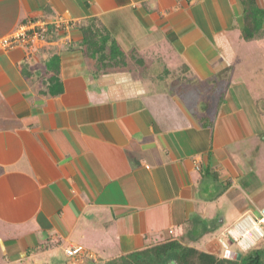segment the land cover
Wrapping results in <instances>:
<instances>
[{"label": "crops", "instance_id": "1", "mask_svg": "<svg viewBox=\"0 0 264 264\" xmlns=\"http://www.w3.org/2000/svg\"><path fill=\"white\" fill-rule=\"evenodd\" d=\"M252 7L264 0H0V38L71 20L34 51L0 48V264L70 261L69 249L92 264L169 238L220 256L261 242L264 182L248 154L264 140L259 80L236 76L251 53L233 46L237 31L264 40V13L262 34L242 36Z\"/></svg>", "mask_w": 264, "mask_h": 264}, {"label": "trees", "instance_id": "2", "mask_svg": "<svg viewBox=\"0 0 264 264\" xmlns=\"http://www.w3.org/2000/svg\"><path fill=\"white\" fill-rule=\"evenodd\" d=\"M247 12L251 17V22L248 24L245 22L242 28V36L245 39L257 38L262 34L261 20L264 11L252 7ZM92 32L94 31L91 30L90 33ZM84 36L87 40L85 42L87 49L96 53L99 56L98 59H100V51L103 50L104 43L92 40V37H90L92 35L89 36V39L86 33ZM112 49L116 50V47L113 46ZM82 256H85V252L80 250H76L73 254L75 259ZM88 264L90 263L88 262ZM92 264H264V248L258 247L244 254L242 253L240 258L237 259L200 249L180 238H169L143 249L105 261H95Z\"/></svg>", "mask_w": 264, "mask_h": 264}, {"label": "rangeland", "instance_id": "3", "mask_svg": "<svg viewBox=\"0 0 264 264\" xmlns=\"http://www.w3.org/2000/svg\"><path fill=\"white\" fill-rule=\"evenodd\" d=\"M233 46L235 48V52H236L237 56L238 55L244 56V55H246V53H248V54L251 53V56L242 57L241 61L236 62L237 71L235 74H238V75H236L238 77L239 76L242 78L243 77H246V78L247 77H251V78L253 77V78H257L259 80L257 83H255V88H253V90H252V92H250V94L252 95V97H254V99L256 100L258 109L264 115V40L259 41V42H257V41H249V42L242 41V40H239L238 31H237L236 37L233 40ZM246 64L249 65V67L252 70V73L248 74L250 72L249 70L244 71V69H247V67H248ZM227 75L229 76L227 71H224L220 76L225 77ZM219 91L220 90L217 87H216L215 91H212V90L203 91V94L205 95L206 101L210 103V101H212V99L214 98L215 93H216V97L218 96ZM253 91L256 93H254ZM261 136H262L261 139L264 138V134ZM261 142L263 144L260 147V149L258 150V153H256V158H255V154H253V155H251L250 153H248V154H249L250 159L252 158L251 159L252 164L254 161L253 167H255L257 169L258 176L261 177L263 182H264V140H261ZM262 204H264V201L262 203H260V206H262ZM254 226H255V224H253L252 227H254ZM261 231H262V233H264V227H262ZM209 237H211V236H209ZM252 237H253V241H255V242H256V239H258V238H261L262 240H261V242H256L255 244L250 246L251 249L245 248V250L250 251V250L258 248V247L264 248V235H258L254 231V234L252 235ZM211 238L214 239L215 236L212 235ZM224 248H225V246H224ZM213 249H212V251H213ZM213 252H216L215 249ZM246 252L243 251L241 253L244 254ZM221 256H225V251L221 254ZM68 259H70V258L65 257V255L62 252H60L53 259L50 258L49 256H46L41 261L43 264H66V261H67V264H88V262H86L85 258H81L82 260H84L82 262H79L76 259H71L70 261H68Z\"/></svg>", "mask_w": 264, "mask_h": 264}, {"label": "built area", "instance_id": "4", "mask_svg": "<svg viewBox=\"0 0 264 264\" xmlns=\"http://www.w3.org/2000/svg\"><path fill=\"white\" fill-rule=\"evenodd\" d=\"M70 23L71 20L62 16L54 17L50 21L38 19L23 22L19 24L12 33L0 38V48L6 50L21 48L29 52L34 51L40 45L55 40L53 37L49 36L52 32L51 28L56 32L63 31L67 33L70 28ZM67 35L68 34H65V36H63L64 44L70 43V37ZM254 224L255 226L253 227V230L258 235H264L261 231L262 227H264V208L260 209L259 216ZM66 252L69 255L75 253L72 249L66 250Z\"/></svg>", "mask_w": 264, "mask_h": 264}, {"label": "water", "instance_id": "5", "mask_svg": "<svg viewBox=\"0 0 264 264\" xmlns=\"http://www.w3.org/2000/svg\"><path fill=\"white\" fill-rule=\"evenodd\" d=\"M225 256L226 257H230V258H237V259H239L240 258V253L233 252V251H230V250H226L225 251Z\"/></svg>", "mask_w": 264, "mask_h": 264}]
</instances>
